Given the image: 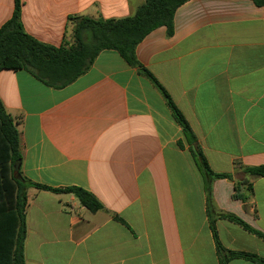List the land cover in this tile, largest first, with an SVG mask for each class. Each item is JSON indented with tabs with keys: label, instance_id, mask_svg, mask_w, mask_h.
I'll return each instance as SVG.
<instances>
[{
	"label": "crops",
	"instance_id": "1",
	"mask_svg": "<svg viewBox=\"0 0 264 264\" xmlns=\"http://www.w3.org/2000/svg\"><path fill=\"white\" fill-rule=\"evenodd\" d=\"M17 0H0V29ZM25 32L54 47L73 44L71 17L136 14L146 0H18ZM136 65L101 51L74 82L53 88L30 71H0V102L19 131L27 188L25 264H220L224 248L264 258V6L252 0H189L173 32L159 27L136 47ZM182 113L214 174L199 171ZM253 185L247 208L236 182ZM33 184L81 187L104 206L92 212L72 194ZM118 217L124 224L115 219ZM228 264H257L233 259Z\"/></svg>",
	"mask_w": 264,
	"mask_h": 264
},
{
	"label": "trees",
	"instance_id": "2",
	"mask_svg": "<svg viewBox=\"0 0 264 264\" xmlns=\"http://www.w3.org/2000/svg\"><path fill=\"white\" fill-rule=\"evenodd\" d=\"M189 0H146L132 17L105 20L84 16L71 17L74 43L59 48L41 43L28 35L21 22V5L16 1L13 17L0 29V71H30L36 78L53 88H63L74 82L92 66L103 50H115L132 66L136 65V47L153 30L167 27L173 32L176 10ZM257 6H264V0H252ZM141 73L151 79L164 94L173 115L183 128L190 145V152L202 173L206 191L208 179H231L228 174H214L197 145V138L187 120L173 104L168 94L147 70ZM21 153L19 131L0 102V264H25L24 245L26 239L27 188L31 185L19 169ZM244 173L264 178V166L247 167ZM37 189L55 194H72L79 203L92 212L104 209L102 203L89 191L81 187L63 189L33 184ZM253 185L247 180L236 182V199L242 200L247 208ZM221 219L233 222L247 232L264 240V234L252 228L245 221L232 214H219ZM116 220L124 221L118 217ZM211 229L216 242L220 264L233 259H243L264 264V258L248 253L230 251L224 248L218 238L214 221Z\"/></svg>",
	"mask_w": 264,
	"mask_h": 264
},
{
	"label": "water",
	"instance_id": "3",
	"mask_svg": "<svg viewBox=\"0 0 264 264\" xmlns=\"http://www.w3.org/2000/svg\"><path fill=\"white\" fill-rule=\"evenodd\" d=\"M19 169H20V166L17 165V166L15 167V174L18 173Z\"/></svg>",
	"mask_w": 264,
	"mask_h": 264
},
{
	"label": "rangeland",
	"instance_id": "4",
	"mask_svg": "<svg viewBox=\"0 0 264 264\" xmlns=\"http://www.w3.org/2000/svg\"><path fill=\"white\" fill-rule=\"evenodd\" d=\"M73 43H74V40H73Z\"/></svg>",
	"mask_w": 264,
	"mask_h": 264
}]
</instances>
